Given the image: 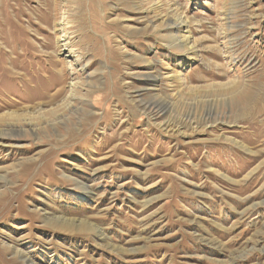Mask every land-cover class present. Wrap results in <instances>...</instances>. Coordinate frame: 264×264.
Wrapping results in <instances>:
<instances>
[{
    "label": "rangeland",
    "instance_id": "374dc122",
    "mask_svg": "<svg viewBox=\"0 0 264 264\" xmlns=\"http://www.w3.org/2000/svg\"><path fill=\"white\" fill-rule=\"evenodd\" d=\"M6 124L0 264H264V0H0Z\"/></svg>",
    "mask_w": 264,
    "mask_h": 264
},
{
    "label": "bare ground",
    "instance_id": "6f19581e",
    "mask_svg": "<svg viewBox=\"0 0 264 264\" xmlns=\"http://www.w3.org/2000/svg\"><path fill=\"white\" fill-rule=\"evenodd\" d=\"M154 17V16H153ZM177 20V19H176ZM172 24V23H171ZM167 25H168V23L166 24V27H167ZM174 25V24H173ZM185 24L183 23V21H175V26L176 27H178V29L179 28H181L182 26H184ZM163 26H165V25H163ZM170 26V25H169ZM175 28V27H174ZM173 28V29H174ZM67 44V43H66ZM78 83V82H77ZM82 85H85V83L84 84H82ZM81 85V86H82ZM79 86L77 85V84H74V83H72L71 84V87H70V89H69V93H70V97L73 99H76L77 97H75V93H76V89L78 88ZM237 89H238V87H237ZM240 95H242L241 93H240ZM243 100H245L244 102H243V104H246V103H249L250 101H249V96H248V94H246L245 96H241V98L239 99V101H243ZM168 101V100H167ZM167 103V102H166ZM161 104H163V103H161ZM164 104H165V102H164ZM160 106V102L159 103H152V104H148L147 105V107L148 108H150L151 109V111L152 110H154V113H158V110L157 111H155V109L156 108H158V109H162L161 107H159ZM168 105H166V107H167ZM150 111V112H151ZM153 112V111H152ZM168 125H169V123H168ZM6 127H4V128H0V138H5V137H9V136H11V133H8V132H11V130H13V131H15L14 129H16V128H12L13 126L12 125H8V124H6L5 125ZM18 129V128H17ZM177 129V128H176ZM22 130V129H21ZM179 130V129H178ZM20 131V130H19ZM18 131V132H19ZM7 132V133H6ZM16 132V131H15ZM21 132V131H20ZM12 133H14V132H12ZM1 180V179H0ZM1 183H2V181H1ZM24 261V260H23ZM33 263V262H32ZM35 264V263H34Z\"/></svg>",
    "mask_w": 264,
    "mask_h": 264
}]
</instances>
